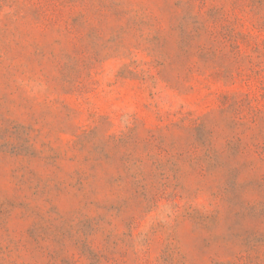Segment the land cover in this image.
Listing matches in <instances>:
<instances>
[{
	"label": "rangeland",
	"instance_id": "obj_1",
	"mask_svg": "<svg viewBox=\"0 0 264 264\" xmlns=\"http://www.w3.org/2000/svg\"><path fill=\"white\" fill-rule=\"evenodd\" d=\"M0 264H264V0H0Z\"/></svg>",
	"mask_w": 264,
	"mask_h": 264
}]
</instances>
